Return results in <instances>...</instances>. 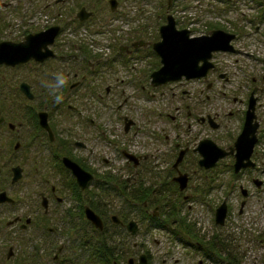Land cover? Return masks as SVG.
<instances>
[{"label": "flooded vegetation", "instance_id": "flooded-vegetation-1", "mask_svg": "<svg viewBox=\"0 0 264 264\" xmlns=\"http://www.w3.org/2000/svg\"><path fill=\"white\" fill-rule=\"evenodd\" d=\"M177 1L0 0V52L8 46H28L24 62L6 64L0 57V264H93L94 260L123 264L125 247L135 250L139 246L133 240L140 227L134 221L137 232L132 235L127 230L131 221L124 223V218L116 215L105 217L107 209L101 201L114 197L110 187H120V180L128 187L140 188L144 182L137 178L142 172L158 181L156 175L164 169L162 172L170 176L166 185H173V191L184 202L211 207L212 200H193L187 193L188 175L211 173L225 163L228 173L239 182L238 214H243L250 199H261L264 88L246 80L231 87L234 82L228 66L221 62L231 54H244L238 45L245 35L238 32L240 28L236 31L220 24H184L171 12ZM202 1L227 6L233 0ZM163 7L166 13L160 18L158 8ZM93 17L102 22L105 31L98 27L91 36L111 37L101 54L88 50L81 40H72L79 31L89 34ZM169 18L173 24H168ZM215 31L233 36V50L212 53L213 66L205 75L152 85L151 77L161 67L154 47L164 37L171 41L191 40L208 37ZM60 73L67 84L56 93L64 97L57 104L51 85ZM118 83L127 87L121 88ZM126 89L131 93L128 97ZM157 93L166 96L170 109L174 101L179 105L175 115L165 113L171 125L169 133L154 127L148 135L139 136L144 126L152 124V110L148 111L150 115H142L143 109L134 101L144 100L151 105ZM117 132L121 138L131 135L139 140H124L119 146L109 139L110 135L117 139ZM241 137L243 143L239 141ZM206 141L225 152L210 168L201 165L200 145ZM247 143L243 148L241 144ZM116 158L123 162L117 173L124 179L110 172L104 176V166L105 170L112 168ZM65 159L91 176L83 189L66 167ZM100 161L104 166L98 169ZM240 164L247 166L236 171ZM179 175L187 179L182 191L174 180ZM94 187L98 193L92 192ZM155 189L150 197L161 196V191ZM196 190L216 198L217 187ZM162 202L168 211L160 217L159 207H155L150 219L162 218L167 226L164 229L186 249L206 257L210 264H227L228 258L236 260L233 246L227 243L230 236L222 238L217 233L202 243L193 225L176 218L175 203L169 204L168 199ZM223 203L227 216L224 225H218L215 214ZM143 205L148 206L146 202ZM87 209L101 219L102 229L87 219ZM228 214L229 205L224 199L213 212L215 226L224 227ZM260 244L264 252V240ZM140 253L126 264L130 259L132 264H139L142 255L149 264V253Z\"/></svg>", "mask_w": 264, "mask_h": 264}, {"label": "rangeland", "instance_id": "rangeland-1", "mask_svg": "<svg viewBox=\"0 0 264 264\" xmlns=\"http://www.w3.org/2000/svg\"><path fill=\"white\" fill-rule=\"evenodd\" d=\"M206 3L207 1L204 2L202 0L200 2L199 0H179L171 12L184 24H220L236 31L240 28V31L238 32L245 36L242 38L238 47L243 50L242 53L244 54H231L230 56L221 59V62L226 63L228 66L227 71L234 82L231 87L235 88L240 85V82L246 80L253 86L264 88V0H233L227 6L206 5ZM165 13L164 7L161 9L158 8V15H160V18H163ZM158 22L161 23V20ZM89 26L90 35H83V32L80 33L79 31L77 36L72 40L74 42L81 40L87 44L86 47L88 50L101 54L100 50L106 46L108 38L110 39L111 37H107L106 35V37L103 35L91 36V33L96 32L98 27H102L99 29L105 31L102 22H99L97 17H93L90 20ZM95 53L94 55H96ZM251 77L255 78V81L252 82L250 79ZM118 84L121 88L127 87L125 84ZM129 94H131L130 91L126 89V97H128ZM132 95L135 96V94ZM153 100L154 103H151V105L144 100L134 101L135 105L143 109L142 115H150L148 111L152 110L150 116L152 124L148 125V127L144 126L142 134L139 136H143V134L148 135L154 127L165 131V133H169L171 125L167 120L165 113L175 115V108L179 105L174 101V105L170 109V101L166 96H160L158 93ZM154 109H156L155 113L153 111ZM158 114L160 116H158ZM149 118L146 119L147 122L149 121ZM117 134L119 135L118 138L116 137L117 139L112 135H110L109 139L111 142L117 141L119 146H123V143L125 142L124 140H130L132 142L139 140H135V137L133 138L131 135L121 138L120 132H117ZM114 162L112 168L105 170L106 166L100 161L98 169H101L104 166V176L106 173L110 172L112 176L124 179V176L117 173L118 169L122 167L123 162L118 158H116ZM150 165L153 164L150 163ZM225 166L226 164L222 163L214 172L205 174L199 172L188 175L190 179L188 187L190 189L187 193L193 197V200H212V202H210L211 207H207L206 205L208 204H202L200 202L192 205L184 202L182 197L178 196V194L173 191V185H169V187L166 185L170 182V176H166L165 172H162V170L165 171L164 169H160V172L156 175V180L158 181H152L150 175L144 172H142L137 178L150 186L163 183L165 185L164 187H149L150 189L156 188V192L161 191V196H157L156 198L147 197V200L143 202L117 196L105 197L104 201H101V203H105L107 209L105 213L108 215H104L105 217L116 215L120 219L124 218V223L136 221L140 227L139 235L133 240L137 242L139 246L135 250H133L131 246L125 247L126 251L122 261L123 264H126L129 258L136 259L137 256L141 254L140 252L145 253L146 251L150 255L149 264H199L200 262L202 264H210L206 257L195 251L186 249L177 241L176 237L174 238L171 233H168L164 229L167 226L163 225V219L160 217L165 215L168 211L162 209V206L165 205L162 201L165 199H168L169 204L175 203L176 218L179 216L180 219L185 221V223L193 225V228L202 243L208 241V238L211 237V235L217 233L222 234V238L230 236L227 238L229 240L227 243H231L234 249L233 251L236 252L235 255L237 254L240 258L239 260L241 264H264V252L263 247L260 244V242L264 240V231L262 228L264 227V193L260 195V200H257L256 198L252 200L250 199L248 203L249 205L244 209L243 214L239 215L238 210L240 208L241 197L236 188L238 187L239 182L228 173ZM173 176H175V174H173ZM56 178L57 176H55V180ZM51 182L53 183L52 180ZM198 187H217L215 192L216 198L214 199L212 197L210 199L208 196L200 195L199 191L197 192L196 190ZM140 188L136 187L137 190ZM251 191L254 192L253 189H251ZM92 192L98 193V191L95 190V187L92 188ZM224 199L227 200V204L229 205V214L225 226L216 227L214 224L213 212L216 207L224 201ZM144 202L148 204L146 207L148 214H151L155 207H159L157 212H159L160 219L157 218L156 220H151L148 216L143 217L145 212H142L144 209H140V206L142 207ZM131 205L134 206V208H131ZM154 221H156L157 224ZM126 238L127 237L125 236L124 239L128 242L127 240L129 239ZM93 264L100 263H97L94 260Z\"/></svg>", "mask_w": 264, "mask_h": 264}, {"label": "water", "instance_id": "water-1", "mask_svg": "<svg viewBox=\"0 0 264 264\" xmlns=\"http://www.w3.org/2000/svg\"><path fill=\"white\" fill-rule=\"evenodd\" d=\"M168 24H173L171 18L168 19ZM163 31L162 34L166 32V29ZM232 38L233 36L222 31H215L208 37H200L191 40L183 38L181 40L171 41L164 37L163 41L159 42L154 47L156 53L160 57L161 67L152 75V85L161 86L167 82L181 80L182 77L189 79L205 75L213 66L210 62L212 53L233 50L230 44ZM32 41L38 42L34 39ZM27 49L28 46H24L23 44L8 46L3 50V54L0 52V57H2V61L6 62V64L10 63L14 65L21 63L26 61ZM199 62H201L200 66ZM242 137L239 139L240 143L244 142ZM248 143L241 145L243 148H246ZM200 146V154L203 156L201 165L205 168L212 167L219 158L225 156V152L217 148L211 142H203ZM251 147L252 145H250L248 152L251 150ZM248 152L246 154H248ZM65 164L66 167L72 171L73 175L76 176L79 186L83 189L87 182L91 180V176L83 172L79 166L66 159ZM241 166H247V164L237 165L236 171H238ZM174 180L179 184L181 191L185 189L187 182L185 175H179ZM226 216L227 207L226 204L223 203L220 208L216 210V224L224 225ZM86 217L96 228L102 229L101 219L94 212L87 209ZM113 219L116 221L115 217ZM127 230L134 235L137 232L136 223L134 221L129 222ZM132 262L133 260L130 259L129 264H132ZM139 264H147L145 255L139 258Z\"/></svg>", "mask_w": 264, "mask_h": 264}, {"label": "trees", "instance_id": "trees-1", "mask_svg": "<svg viewBox=\"0 0 264 264\" xmlns=\"http://www.w3.org/2000/svg\"><path fill=\"white\" fill-rule=\"evenodd\" d=\"M118 184H119L120 187H110V190L107 189V188H106V190L107 191L109 190L110 192H112L114 196L124 197L126 199L131 198L133 201H142V202L147 200V197H150L152 195V193H153V190H152L153 188L150 189L149 187L144 186L145 185L144 183H142L140 185L141 188L138 189V190L135 189V187H136L135 185H133L131 187H128L126 185V182L122 181V180L118 181ZM126 203H128V202H126ZM143 204H142V207L140 206V209L141 208L144 209L142 212L143 213L145 212L144 213L145 215L143 217L148 216L149 218L152 219V217H150L149 214L147 213L146 207H144ZM96 207H97V205H95V208ZM131 208H134V206H132ZM166 208H167V206L164 205V209L165 210H166ZM222 245H223L222 246L223 250H226V247L224 246L223 242H222ZM231 256L233 257V255H230V257ZM239 259L240 258H238L237 256H236V260H235V258H232L231 260L228 258L227 259V262H228L227 264H241Z\"/></svg>", "mask_w": 264, "mask_h": 264}, {"label": "clouds", "instance_id": "clouds-1", "mask_svg": "<svg viewBox=\"0 0 264 264\" xmlns=\"http://www.w3.org/2000/svg\"><path fill=\"white\" fill-rule=\"evenodd\" d=\"M66 84H67V79L62 73L55 75L54 83L51 85V88L53 90L54 99L57 104L62 103L64 97L62 94H56V93H58Z\"/></svg>", "mask_w": 264, "mask_h": 264}]
</instances>
